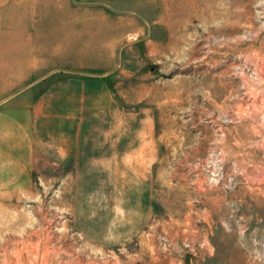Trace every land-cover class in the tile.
<instances>
[{"label":"rangeland","instance_id":"obj_1","mask_svg":"<svg viewBox=\"0 0 264 264\" xmlns=\"http://www.w3.org/2000/svg\"><path fill=\"white\" fill-rule=\"evenodd\" d=\"M73 5L94 12L73 53L110 75L127 153L0 178V264H264V0Z\"/></svg>","mask_w":264,"mask_h":264},{"label":"crops","instance_id":"obj_2","mask_svg":"<svg viewBox=\"0 0 264 264\" xmlns=\"http://www.w3.org/2000/svg\"><path fill=\"white\" fill-rule=\"evenodd\" d=\"M76 1L0 0V50L8 51L0 57L2 179L29 176L39 156L71 162L88 178L96 160L127 153L121 138L111 143L112 125H126V113L110 75L89 74L75 60L79 35L87 40L95 29L92 21L80 25L94 12Z\"/></svg>","mask_w":264,"mask_h":264}]
</instances>
